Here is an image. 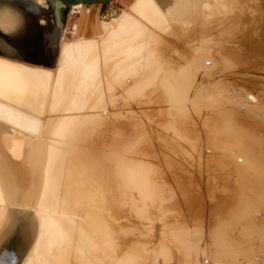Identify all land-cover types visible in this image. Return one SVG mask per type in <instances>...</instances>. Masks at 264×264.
I'll list each match as a JSON object with an SVG mask.
<instances>
[{
    "label": "bare ground",
    "instance_id": "1",
    "mask_svg": "<svg viewBox=\"0 0 264 264\" xmlns=\"http://www.w3.org/2000/svg\"><path fill=\"white\" fill-rule=\"evenodd\" d=\"M21 1L0 0L2 33L16 36L25 29L31 14ZM29 1L52 7L53 27L45 31L52 53L48 64H28L11 58L9 54L23 57L0 37L7 52L6 56L0 55V107L17 111L2 115L11 118V124L14 121L27 125L26 130L17 129L9 125V120L6 123L0 119V264H80V260L98 252L110 264L119 255L126 264H169L173 247L179 249L183 264H264V215L260 218L252 213L258 219L247 218L250 210L264 206V192H252L258 190L259 184L261 188L264 185V177H259L264 176V166L260 164L264 160L258 159L260 154L264 155V146L259 144L261 134L258 138L257 133L240 124H230L229 120H236L240 110L227 97L207 94V89L215 86L206 77L212 53L209 39L202 37L191 47V53L188 49L189 55L183 62H173L163 55L164 34L177 26L186 28L193 24L200 6L207 9L209 17L214 15L210 1L134 0L119 5L110 0L107 13H97L96 30L101 36L95 39H85L79 29L91 24L88 8L99 7L101 2L71 5L80 8L81 16L73 20L74 14L70 12L69 19L73 21L63 25L58 15L60 0ZM217 1L227 9L228 4ZM38 18L42 24L47 23L42 13H38ZM68 29L74 38L67 36ZM59 32L62 39L57 43ZM117 94L122 98V107H131L125 109L124 116L137 114L131 110L135 105L160 107L162 125L169 134L161 148L153 149L159 146L157 140L150 142V135L140 131L133 138L101 151L91 147V139L99 131L103 136L111 131L107 118L117 103ZM243 96L249 103L262 99L255 91ZM208 97L210 102L221 104L218 116L222 120L217 118L210 123L214 136L209 140V150L215 152L219 133L240 131L247 154L243 161L231 166L237 167L234 173L242 177L240 182L245 185L248 176L259 175L252 179L257 189L251 187L254 189L249 191L241 185L236 205L206 231L197 225L178 229L169 226L165 241L148 246L137 240L122 247L121 233L115 227L110 208L117 205L151 225L157 220L163 224L166 203L175 196L176 186L164 178L162 166L172 168L175 155L189 153V147L196 146L190 129L194 112L190 109L202 110ZM242 110H246V104ZM256 114L264 119V112L259 110ZM203 119L208 123V117ZM182 142L189 147H183ZM226 147L221 146L225 151ZM158 151L164 161L155 159ZM254 165L262 168L255 171ZM172 181L175 183V179ZM240 219L244 225L239 224ZM236 224L243 228L241 239L235 236L237 233H230ZM14 237L16 250L10 245ZM244 253L245 258L241 257Z\"/></svg>",
    "mask_w": 264,
    "mask_h": 264
},
{
    "label": "rangeland",
    "instance_id": "2",
    "mask_svg": "<svg viewBox=\"0 0 264 264\" xmlns=\"http://www.w3.org/2000/svg\"><path fill=\"white\" fill-rule=\"evenodd\" d=\"M132 1L134 0H116V4H129ZM209 1L211 3V6L214 11L213 14L215 16L210 15L209 17V15L207 14V9H205L203 6H200L199 16L193 24L189 25L186 28L177 26L176 29H173L172 31L164 34L163 55L166 56V59H170L173 62H183V60L188 57L186 55H189V53H187L188 49L190 52L191 47L199 43L202 37L209 39L212 47V58L209 57L208 59L211 64H207L209 66L210 72L209 75L206 77L208 78L207 80L210 79L209 81L214 82L215 86L209 87L207 89V94L213 97H227L231 99L230 103L232 104V106H235L240 111L236 117L237 123L236 120H229V123H233L235 127L236 124H240L243 128L251 130L252 133H257L256 137L258 138L261 134L262 137L260 136L261 140H259V142H261L259 144H262V146H260L263 147L264 119L261 114L258 115L256 113L259 110L261 112H264V0H223L224 3L229 5H227V9H223L224 7H222L220 2L217 0ZM21 2L24 4L25 9L28 10L27 12L31 14V17L28 18L29 21L27 22L25 29L21 34L16 36L6 35L0 31V37H2V39L6 43L12 45L24 59L17 54H9L11 58L16 60H22L24 62H27L28 64H48L50 62L52 49L49 47V44H46L45 31L53 27V23L51 22L52 18L50 16L53 14L52 7L44 8L34 4L29 0H23ZM60 2L62 11L61 18L59 17V19L63 25H66L68 22L75 20V18L78 19L81 16V13L79 12L78 14L73 15V20H70V7H65L64 0H60ZM228 7L230 10L228 9ZM109 8V3L104 2H101V5L99 7L93 6L92 8H88V12L90 13L89 18L91 24L89 26L81 27L79 29V31L81 32V36L84 35L82 37H84L85 39H95L97 36H101V34H97L98 32L96 30V27H98L99 25L98 14L107 13ZM38 13H42L43 15H45L47 23L42 24L39 21ZM66 34L68 37L74 38V35H72L69 29L67 30ZM61 39L62 35L59 32L56 36V42L59 43ZM5 48L6 46H4V44L0 41L1 56H3V54L4 56L7 55ZM173 50H175V53ZM182 53L187 54L183 55ZM54 57L55 53L53 55V59ZM209 76L211 78H209ZM198 79L199 74L198 76H196V81ZM250 91L260 93L262 97L261 102L249 103L248 101H246L243 95L244 93L246 94V92ZM220 95L222 97H220ZM206 100L207 104H204L202 110L197 111L195 109H190V112H194L193 114L190 113L193 117V125L190 124L192 125L190 129L192 128L191 130L194 132L193 134L196 137H194L196 140V146L194 148H190L189 144L182 142V146H185L187 148L189 147L191 152L186 154L179 153V155H175V157H173V162L175 163V165L170 169L168 167L162 166V169L164 171V178L168 180L167 182H169L170 184L172 183L171 186H176L175 196L166 203L167 212L163 224L161 221L157 220L156 222H154L155 225H151L150 223L137 218L133 215V213L131 214V211H128L126 208L120 210L117 205L115 207L110 208L111 216L116 221H114V224L116 223L115 225H117L115 227L116 229L118 227L121 233L120 234L118 232L121 236L120 242L122 243V247L133 244L134 241L137 240L141 243L145 242L148 246H153L155 242H158L160 240L165 241L167 239L166 232L169 226H172L174 229H178L188 227L190 225H197L203 226L204 230L206 231L210 227H213L217 220L225 216L227 212L236 205V193L242 191L241 189L244 183H242V177H240L237 173H234L235 169L237 170V167H232V163L236 161L240 162V160L243 161V156H245L247 152L244 151L243 146L245 145L243 144V138L240 134V131L228 132L229 134L227 132L226 134H223L222 132L219 133L216 137L219 140H217L215 152L209 150V140L212 139L214 136L210 123H212L213 120L217 118L219 122H222V120L221 116H218L220 115L219 108L221 107V104L210 102V97L206 98ZM120 101H122V98L119 94H117L115 101L117 103L116 105L114 103V106L110 111L109 117L107 116V122L109 123V127L112 126L110 127L111 131L108 132L107 135L103 136L101 134L102 130L100 129L101 131H99V133L101 135L97 133L95 137L91 139V147L94 145L93 147L95 149L99 148L98 150L101 151L102 148L105 149L108 146L114 144L118 145L121 144L123 141L127 140V138H133L137 134V132L139 133L140 131L150 135V142L153 143L157 140L159 146H153V149L161 148L162 141L166 137H168L169 134L168 131H166L162 125L164 122V118L163 115L159 113L160 107H158L157 104H143L141 106L135 105L136 107L133 106L131 110H133L137 114H134L133 116L130 115L128 117V115L124 116L123 112L128 107H131L127 105H125V108L122 107L123 103L121 105ZM230 103H228V105ZM244 104H246V110H242V106ZM2 107H5V109L3 110L7 109L6 106L2 105L0 107V111H3ZM10 109L11 108L9 107V110ZM7 111L8 110L5 111L6 114L4 111V113L0 112L1 121L4 120L6 122L7 120H9V125L17 129H27L26 124L23 125V123H16L12 121V125L10 120L11 118L9 117L10 119H7L8 117H4L2 115L4 114L8 116V112L17 114L15 108H12L11 111ZM139 112L142 113L143 116H141ZM144 115L148 116L149 119ZM203 116L208 117V123L204 122ZM257 116L258 118H256ZM259 117L261 119H259ZM251 131L250 133L248 131V133L252 134ZM115 134L117 136H115ZM253 135L255 136V134ZM219 143L222 147L227 146L226 151L224 148H221ZM237 149L239 150L237 151ZM262 150L264 151V147ZM156 153L158 156L155 159L160 162L161 160L164 161V156H162L161 151H158ZM231 155L234 159L231 157ZM258 159L259 162H261L262 160H264V155L262 156L260 154L258 156ZM246 161L250 162L251 160L246 159ZM227 162H229V164ZM260 164H263L264 166L263 161ZM260 167L262 168V166L254 165L252 168H254L255 171H260ZM255 176L257 178L264 177L262 175H258V177L255 174L253 176H248V178L251 179L247 178L246 185L244 184V186H246L249 191H252L254 188L257 189V183L254 182L252 184V179L256 178ZM174 179L175 183L172 181ZM176 180H179V183L177 185H175L177 183ZM241 180L242 182H240ZM248 181L250 185L247 186ZM258 186L260 187V184ZM251 187L254 188L251 189ZM259 187V192H257L258 190H253L252 192H256L257 194L262 193V191L264 192V185H262V188ZM238 189L239 191H237ZM260 189L262 191H260ZM259 206L260 205H258L255 210L257 208L260 209L261 206ZM262 207L263 208L261 210H250L249 213H251L252 216L249 214L247 218H255L256 216L261 218L262 214L264 215V206ZM252 213H254L256 216H253ZM240 220L239 224L240 222H242V219ZM245 221L246 225L250 223L248 222L249 219H246ZM239 224L233 226V231L231 230L230 233H237L238 235L236 234L235 236L241 239L243 233H241L240 236V232H242L241 229L243 228L240 225L243 224V222L240 225ZM163 225L165 228H163ZM149 227H152V230L149 229ZM245 239L247 238L245 237ZM16 241V237H14L10 244L13 249L16 248ZM172 250L173 258L169 264H183L181 262L182 256L179 249L173 247ZM242 256L243 258H245L247 256V253L241 254V257ZM204 258L208 259L207 256H204ZM123 260V256L119 255V258L114 264H122ZM100 261H102V263ZM98 262L100 264L109 263V261L102 252H98L96 254H89L87 260L85 261L80 260V264H99ZM124 264H126L125 260Z\"/></svg>",
    "mask_w": 264,
    "mask_h": 264
},
{
    "label": "water",
    "instance_id": "3",
    "mask_svg": "<svg viewBox=\"0 0 264 264\" xmlns=\"http://www.w3.org/2000/svg\"><path fill=\"white\" fill-rule=\"evenodd\" d=\"M99 2L109 3L110 0H64L65 7H70L71 5H79V4L91 5L92 3H99ZM61 11L62 8L60 6L58 11V15L60 18H61Z\"/></svg>",
    "mask_w": 264,
    "mask_h": 264
},
{
    "label": "built area",
    "instance_id": "4",
    "mask_svg": "<svg viewBox=\"0 0 264 264\" xmlns=\"http://www.w3.org/2000/svg\"><path fill=\"white\" fill-rule=\"evenodd\" d=\"M79 11H80L79 7H76V8H71L70 7V12H72L74 15L78 14Z\"/></svg>",
    "mask_w": 264,
    "mask_h": 264
}]
</instances>
